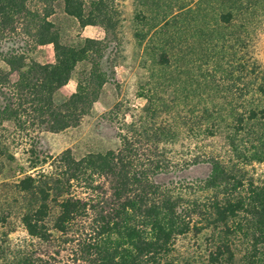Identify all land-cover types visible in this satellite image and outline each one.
Segmentation results:
<instances>
[{"label":"rangeland","instance_id":"374dc122","mask_svg":"<svg viewBox=\"0 0 264 264\" xmlns=\"http://www.w3.org/2000/svg\"><path fill=\"white\" fill-rule=\"evenodd\" d=\"M82 2L84 18L91 14L96 25L81 27L61 0L52 4L48 20L62 45L98 41L54 99L66 100L79 82L86 86L92 64L107 83L77 127L34 133L12 122L0 125V150L7 145L14 156L8 161L0 155V264L35 260L36 243L20 220L35 207L36 194L18 188L19 180L33 173L31 148L40 159L69 151L79 160L118 149L129 124L138 128L146 122L155 127L157 158L170 164L154 181L171 184L184 207L221 198L222 189L206 188L212 162L241 179L244 189L264 183V162L253 159L264 142V0ZM23 39L18 34L14 41L22 46ZM27 48L32 61L54 63L52 45ZM0 71L9 72L1 56ZM16 80L11 73V83ZM43 169L49 172V166ZM210 231L178 238L174 264H206ZM51 257L42 260L50 264Z\"/></svg>","mask_w":264,"mask_h":264},{"label":"trees","instance_id":"16d2710c","mask_svg":"<svg viewBox=\"0 0 264 264\" xmlns=\"http://www.w3.org/2000/svg\"><path fill=\"white\" fill-rule=\"evenodd\" d=\"M56 1L0 0V56L9 69L0 71V96L5 100L0 125L12 122L34 133L77 127L107 83L92 64L86 86L79 82L66 100L55 101L76 64L98 43L86 39L82 47L62 45L48 20ZM61 1L64 12L81 27L96 25L91 14L84 18L82 0ZM18 34L24 38L22 46L14 41ZM45 45L53 46L54 63L40 64L27 57V47ZM11 73L17 74L12 83ZM134 126L129 124L120 136L118 149L79 160L69 151L40 159L34 148L29 150L33 173L24 175L18 188L34 192L36 205L20 221L36 243V254L25 264H49L42 256L51 254L50 264H174L178 238L209 229L206 264H264V183H250L244 189L241 179L212 162L206 188L222 189L221 198L216 195L184 207L171 184L154 181L170 169L169 163L157 158L154 125ZM2 140L0 134V146ZM0 155L14 160L7 145ZM253 159L264 162V142ZM238 189L244 193L236 196Z\"/></svg>","mask_w":264,"mask_h":264}]
</instances>
